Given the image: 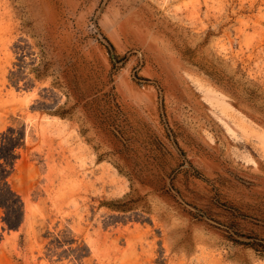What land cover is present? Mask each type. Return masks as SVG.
Wrapping results in <instances>:
<instances>
[{"label":"rangeland","instance_id":"374dc122","mask_svg":"<svg viewBox=\"0 0 264 264\" xmlns=\"http://www.w3.org/2000/svg\"><path fill=\"white\" fill-rule=\"evenodd\" d=\"M2 201L0 264H264V0H0Z\"/></svg>","mask_w":264,"mask_h":264},{"label":"trees","instance_id":"16d2710c","mask_svg":"<svg viewBox=\"0 0 264 264\" xmlns=\"http://www.w3.org/2000/svg\"><path fill=\"white\" fill-rule=\"evenodd\" d=\"M0 203H1L4 207L9 208V206H7L6 203L4 204L3 201L0 202ZM5 221H6V223H7V225H8L9 227L13 226V225H12V222L10 221L9 218L6 217Z\"/></svg>","mask_w":264,"mask_h":264}]
</instances>
